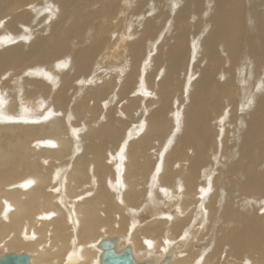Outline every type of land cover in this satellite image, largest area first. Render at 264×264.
<instances>
[{"label":"bare ground","instance_id":"bare-ground-1","mask_svg":"<svg viewBox=\"0 0 264 264\" xmlns=\"http://www.w3.org/2000/svg\"><path fill=\"white\" fill-rule=\"evenodd\" d=\"M190 1L211 3L216 17L203 26L201 9ZM253 2L249 20L247 0H0V247L27 250L32 264H100L98 244L108 239L115 251L129 246L140 264L166 257L167 264L226 263L231 254L239 264H264V86L253 93L240 86L249 65L264 69V21H254L264 18V0ZM103 16L110 34H121L103 41L110 59L120 54L127 67H107L97 81L89 72L82 81L102 55L105 43L95 36ZM21 21L39 36L33 53L27 41L36 36L18 28ZM71 55L72 64L62 63ZM157 73L154 96L134 99L131 79L150 90ZM239 104L245 116L225 133ZM111 105L127 118L139 109L135 117L147 125L114 126ZM168 114L179 127L151 160L150 139L172 129ZM208 232L219 257L206 249ZM133 246L146 258L137 259ZM6 253L16 252L0 255Z\"/></svg>","mask_w":264,"mask_h":264},{"label":"rangeland","instance_id":"rangeland-1","mask_svg":"<svg viewBox=\"0 0 264 264\" xmlns=\"http://www.w3.org/2000/svg\"><path fill=\"white\" fill-rule=\"evenodd\" d=\"M254 0H247V3H248V8H249V10H248V13H249V20L250 19H252V15H251V9H250V7L251 8H253V5H254V2H253ZM193 5H195V6H198L200 9H201V17H200V21H202V22H204L203 23V26H207V25H205V22H208L209 20H211V19H214L216 16H215V14L211 11V8H212V4L211 3H209V2H206L205 4L204 3H193L192 1H190ZM253 2V3H252ZM247 3H246V6H247ZM30 6V9L32 8V7H37V5L35 4V3H32V4H30L29 5ZM90 13H89V15H88V18H91L93 15H94V11H93V9H92V5H90ZM49 17V19L52 21V22H55L56 20H57V17H55V16H52V15H49L48 16ZM88 19L87 18H85L84 16H83V14L81 13V11H80V18H79V21L81 22V24L84 26V24H85V22L87 21ZM196 20V19H195ZM6 21H9V23H11V24H13V22H12V17H11V15L9 16V17H7V19H6ZM254 21H257V22H261V21H264V18H263V16L262 15H258L256 18H255V20ZM69 23V22H68ZM106 23H107V19H106V17L105 16H103L102 18H101V23H100V27H99V31L97 32V34H96V38L97 37H100L101 38V41L103 42L104 40H109V39H111L112 37H115L116 36V38L117 37H119V36H121V34L119 33V32H116L115 33V36H112L111 34H110V32L105 28V25H106ZM202 26V27H203ZM17 27L18 28H22L23 29V31H24V33L27 35V36H32V35H35L36 36V39H30L29 41H27V47L29 48V50H30V52L31 53H33V51H34V49H35V41H37L38 39H39V36L34 32V31H32V30H29V29H27V28H25L24 26H23V21H21V22H19L18 24H17ZM130 27H131V25H130ZM129 27V28H130ZM165 27V26H164ZM163 27V28H164ZM248 28H246V30H247ZM261 34H263V37H264V25L261 27V28H259L258 29V38L261 36ZM14 38H17V35L16 36H14ZM75 42V41H74ZM103 43H105V42H103ZM102 43V44H103ZM75 44H76V42H75ZM152 44H153V42H152ZM152 44L150 45V49H151V46H152ZM157 47V44H154L153 46H152V49L151 50H153V49H155ZM111 51H113L112 49H110V47H107L106 46V43L103 45V48L102 49H100V51L99 52H101V56H100V54H99V57H98V62H94L93 63V61H90L91 62V66H88V68H89V70L88 71H86L85 73H83L81 76H80V79L82 80V81H84V79L83 78H87L88 77V74H89V72H90V77H93L94 79H96V81L102 76V74L104 73V71H105V69L107 68V67H112V66H116L114 69H113V71L115 72V73H119L124 67H127V65H126V62H125V60L122 58V56L120 55V54H117V55H115V56H113V59H110V54H111ZM25 52H27V49H25ZM149 53V52H148ZM72 56L73 55H71V56H69V57H64V60L62 61V63H64V62H67V61H69V63L70 64H72ZM241 61H239V58L236 56L235 57V60H234V63H232V66H233V68L235 69V73L237 74V77H238V80H237V82H239V80L241 79V72H242V70H243V67H242V64L240 63ZM21 70V68H17V67H14V71L15 72H18V71H20ZM264 69L263 68H261V66L259 67V69H258V67H256V71H254V66L251 64V65H249L246 69H245V71H244V73H243V78L246 80V82H244L243 84H241L240 83V86L242 87V91L243 90H245L246 88H248L249 87V89H250V91L253 93L257 88H260V87H263L264 86V71H263ZM69 71V75L71 76V77H73V71H72V69H69L68 70ZM261 73V76H260V73ZM256 73V74H255ZM157 75V78H156V81L153 83V88H151L150 90H149V87L148 88H146V87H144L143 86V84H137L136 85V81L138 80L137 78L136 79H131V81H130V83H129V85L131 86V88L132 89H134L135 88V90L134 91H132V96L134 95V99H137V98H140L141 99V97H142V93H144L145 95H147L146 97L145 96H143L142 98H144L145 99V101L147 100V98H148V96H154V93L153 92H151V91H154V92H156L157 91V88H156V84L162 79V77H161V73H157L156 74ZM178 74H176V76H177ZM259 76V77H258ZM257 78V79H256ZM9 87H12V89H10V90H8V91H10V92H15V89H14V85L11 83V82H8L7 83V81H6V79H7V77H4V78H1ZM12 80H14L13 78H12ZM261 80V81H260ZM106 83H107V86H108V88H109V90H110V93L111 94H115V95H117L116 94V92H115V82H114V79H113V77H110L107 81H106ZM70 85H71V83H68V87H67V89L70 87ZM95 85V84H94ZM94 85H93V87H94ZM237 86H238V83L236 84ZM245 86V87H244ZM137 89L139 90V92L137 93ZM148 89V90H147ZM147 90V91H146ZM91 92H93V90L91 91ZM4 93V92H3ZM140 93V94H139ZM142 94V95H141ZM140 95V96H139ZM88 96V95H87ZM136 96V97H135ZM174 97H168L167 98V105H169V103H170V101L173 99ZM141 100H143V99H141ZM156 100H159V98H152L151 99V101H152V103L153 104H155L156 103ZM144 101V102H145ZM141 102V101H140ZM139 102V103H140ZM240 102V101H239ZM224 103H225V100H224ZM141 104V103H140ZM140 104H139V106H140ZM104 105H105V103H104ZM120 106V105H119ZM118 106V107H119ZM139 106H138V108H139ZM91 107V105H89L88 107H87V109H89ZM113 107V105H111V108ZM117 107V106H116ZM116 107L114 106L113 108L116 110V120L117 121H115L114 123H113V125L114 126H119L120 125V123H121V121H126L127 122V124H126V122H125V124L127 125V128H126V126L125 127H123V129H125V131H126V129L127 130H131L132 128H136V127H139L140 125H142V126H146L147 124L145 123V122H141L138 118H136L137 117V112L136 111H138L139 109H137L136 111H135V113L133 112V111H131V117H129V118H127L124 114H122L121 112H120V110L118 109V107H117V109H116ZM152 107V106H151ZM151 107H149V110L151 109ZM66 111V113H67V115H68V117H69V111L67 110V109H65L64 108V112ZM227 111V108L224 106V108H223V111H221V114H223L224 112H226ZM242 111V108H241V106H240V104H239V107L237 106L236 107V109H234V110H232V111H230L229 112V115H231L230 117H232V115H233V118H230V120L232 119V122L231 123H229V121H228V124H227V127H223L224 128V130L223 131H225V133H231V131H232V129H231V127H232V124H233V126L234 127H239L238 126V121H240L241 122V119H242V117L244 118V116H245V114L243 113V112H241ZM135 114V115H134ZM169 114H172V110H171V113H169ZM168 114V116H167V119L169 120L170 119V123H171V125L170 124H168V126L169 127H171L172 129H170L169 131V133H170V135H169V133H168V136L169 137H166V138H164V137H162V136H160L158 139H155L154 140V142H153V140L152 139H150V141H149V144H148V151H147V155L148 156H150V158H151V160H154V155H157V154H159L162 150H163V148L166 146V143L170 140V137L171 136H173L176 132H177V127H179L177 124H176V120H175V118H173V116L172 115H169ZM220 113H219V115H218V117H220V115H221ZM24 117H26V114L24 113V114H22ZM34 115H36V114H33V113H30V116H34ZM136 116V117H135ZM86 117V116H85ZM171 117V118H170ZM217 117V118H218ZM101 118H103V117H99V119H101ZM106 118V117H105ZM105 118H104V122L106 121L105 120ZM72 120H73V118H72ZM102 120V119H101ZM171 120H172V122H171ZM216 120V119H215ZM215 120H213V123H211V124H213L215 127H220V125L219 124H216V121ZM215 121V122H214ZM239 122V123H240ZM215 123V124H214ZM81 124H82V122H81ZM223 124H224V126H226V121H224L223 123H222V126H223ZM69 125V124H68ZM174 125V126H173ZM212 125V127H214ZM76 127H78V126H76ZM79 127H81V126H79ZM67 127H64V129H66ZM174 129V130H173ZM227 129V130H226ZM229 129V130H228ZM171 130H173V131H171ZM227 131V132H226ZM241 129H239V134L241 135ZM171 132H172V135H171ZM238 139L239 138H236L235 139V144H237V141H238ZM109 144H111V143H109ZM72 145H73V143H72ZM152 145H154V146H156V145H158L159 146V149H155L154 147H152ZM114 146H115V144H114ZM122 146H128V142H127V140H125L123 143H122ZM168 147V146H167ZM168 148H170V147H168ZM119 150H120V148H118V149H113V154H112V152L111 153H109V155H111L112 154V156H109V155H107V156H109V157H113V158H115V156L119 153ZM252 152V151H251ZM254 154H256V152L254 151V152H252V155H254ZM105 157V160H104V164H108L109 162L108 161H110L109 159H108V157ZM255 159V161H254V163L255 164H257V165H259V158H254ZM105 161H107V162H105ZM108 165H111L110 163L108 164ZM107 165V166H108ZM176 165V164H175ZM113 166H114V164H113ZM113 166L111 165L110 167H112L111 169H112V171H113ZM110 169V170H111ZM115 171V170H114ZM222 171H223V169H222ZM114 173V172H113ZM135 178H136V186H137V177L135 176ZM147 183V182H146ZM256 194H258L257 196H256V199H260L261 197H262V194L261 193H256ZM213 229V228H212ZM125 231H126V233H125ZM124 231V233L122 232L121 233V235L122 236H124V234H125V236H127V234H128V232H127V229ZM104 236V235H103ZM101 238V237H100ZM207 239V242L209 243L210 242V245H208L207 247H206V249H208L209 247L211 248V255H220V250L218 249V247H216V238L214 239V240H212L211 238H209V232H208V235L204 238V240H206ZM171 240H172V242L174 241L173 239H170L168 242L169 243H172L171 242ZM176 240V239H175ZM204 240L202 241V243L204 242ZM21 241H23V242H25V240L22 238V240ZM130 243H132V242H130ZM124 243L123 242H120V246H122ZM133 244V243H132ZM163 244H165V242L163 243ZM219 245H221V244H219ZM185 246H186V244H185ZM7 248V247H6ZM5 248V246H1L0 247V250L2 251L0 254H2V253H4V252H16V253H20V252H23V253H27V254H29L28 252H26L27 250H22V251H16V250H12V249H10V248H8V250ZM185 248V247H184ZM183 248V249H184ZM225 248H227L226 246L225 247H223L222 248V250L223 249H225ZM183 249H181V250H179V251H176L175 253H179V252H181ZM135 250V247L133 246V251ZM221 250V251H222ZM93 251L96 253L97 252V254H99V251L98 250H96V248L94 247L93 248ZM136 251V250H135ZM135 251H134V254H135V257L137 258V259H143V258H146V257H139V256H136V253H135ZM208 251V250H207ZM206 255H207V252L205 253ZM247 255L246 254H244L243 255V257L245 258ZM257 256V255H256ZM256 256H251V257H249V258H251L253 261H256L257 260V258H255ZM219 257V256H218ZM160 259H163V257L162 256H160L159 257ZM159 258H156V261H159L160 259ZM201 257H198V260L200 259ZM238 258H240L239 256H238ZM211 259H213V261L214 260H216V257L214 256V257H211ZM248 259V258H247ZM73 259H70V262L72 261ZM230 261H232V262H222L221 260H216L213 264H239L240 262H243V260H240V259H237V258H235V256L233 255V254H231L230 255V259H229ZM249 260V259H248ZM64 259L63 260H61V262L60 261H56V262H54L55 264H63L64 262ZM66 261H68V260H66ZM58 262H60V263H58ZM233 262H235V263H233ZM72 263V262H71ZM202 264H205V263H202Z\"/></svg>","mask_w":264,"mask_h":264},{"label":"water","instance_id":"water-1","mask_svg":"<svg viewBox=\"0 0 264 264\" xmlns=\"http://www.w3.org/2000/svg\"><path fill=\"white\" fill-rule=\"evenodd\" d=\"M98 248L102 251L100 256V264H140L134 260L131 249L126 246L120 251L114 250V241L105 239L99 242ZM167 257L158 264H167ZM0 264H32L30 256L25 253H6L0 255ZM141 264H155L152 261H146Z\"/></svg>","mask_w":264,"mask_h":264},{"label":"snow or ice","instance_id":"snow-or-ice-1","mask_svg":"<svg viewBox=\"0 0 264 264\" xmlns=\"http://www.w3.org/2000/svg\"><path fill=\"white\" fill-rule=\"evenodd\" d=\"M251 103V101H249V104Z\"/></svg>","mask_w":264,"mask_h":264}]
</instances>
